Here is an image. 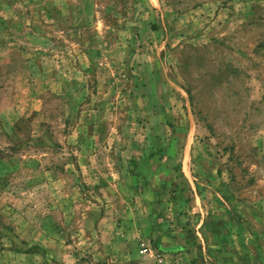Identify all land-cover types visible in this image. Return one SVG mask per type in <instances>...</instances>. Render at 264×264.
Segmentation results:
<instances>
[{
  "label": "rangeland",
  "instance_id": "374dc122",
  "mask_svg": "<svg viewBox=\"0 0 264 264\" xmlns=\"http://www.w3.org/2000/svg\"><path fill=\"white\" fill-rule=\"evenodd\" d=\"M158 1L0 0V264H264V0Z\"/></svg>",
  "mask_w": 264,
  "mask_h": 264
},
{
  "label": "crops",
  "instance_id": "0c3cea01",
  "mask_svg": "<svg viewBox=\"0 0 264 264\" xmlns=\"http://www.w3.org/2000/svg\"><path fill=\"white\" fill-rule=\"evenodd\" d=\"M148 1H149L150 5L153 6V7L159 6V1H158V0H148ZM162 15H163V17H161V23L164 24L165 22H164V13H163V12L160 14V16H162ZM152 28H154V26H153ZM141 66H142V65H141ZM148 68L156 69V67H155V66L152 67V65H151V66L149 65ZM155 76L157 77V75H153V79H152V80H149V83L151 82L150 85H151V88H152V89L154 88V85H153V84H154L155 82H157ZM152 83H153V84H152Z\"/></svg>",
  "mask_w": 264,
  "mask_h": 264
}]
</instances>
